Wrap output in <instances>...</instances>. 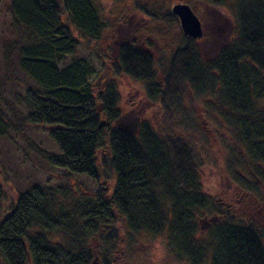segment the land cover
Segmentation results:
<instances>
[{"label":"trees","instance_id":"obj_1","mask_svg":"<svg viewBox=\"0 0 264 264\" xmlns=\"http://www.w3.org/2000/svg\"><path fill=\"white\" fill-rule=\"evenodd\" d=\"M207 2H231L235 11L232 39L213 59H203L196 40L185 35V44L158 72L150 50L120 46L115 72L144 81L147 98L159 100L164 111L159 123L143 120L132 133L114 125L121 116L117 82L96 91L95 65L68 58L80 44L75 31L96 40L108 27L95 1L11 0L16 23L29 33L11 49L34 84L16 99L27 110L28 125L50 130L59 153L46 152L45 158L95 179L100 161L107 174L114 173L115 184L111 191L76 198L68 208L64 190L41 186L7 204L0 182V264H113L116 215L133 234L166 232L167 253L180 262L264 264V227L238 223L203 192L199 132L185 108L189 94L197 100L220 89L231 110L224 117L237 128L247 157L264 168V0ZM169 16L177 18L172 10ZM12 128L0 106V138ZM106 142L109 154L99 156ZM260 177L264 182V172ZM205 212L220 220H213L207 239H199L198 215ZM56 234H63L60 240Z\"/></svg>","mask_w":264,"mask_h":264},{"label":"rangeland","instance_id":"obj_2","mask_svg":"<svg viewBox=\"0 0 264 264\" xmlns=\"http://www.w3.org/2000/svg\"><path fill=\"white\" fill-rule=\"evenodd\" d=\"M94 1L108 27L96 40L75 31L80 44L77 53L68 58L84 57L95 65L97 74L92 77V82L96 91L104 89L113 80L117 82L121 116L114 125L130 132L136 133L143 120L156 125L164 111L159 100L147 98L144 81L115 72L121 45L129 43L150 50L159 72L173 52L186 42L180 20L169 16L178 3L189 4L201 20L204 34L195 39V44L203 59L216 57L232 39L235 11L231 2L224 7H214L207 0ZM10 2L2 0L0 5V106L13 128L7 136L0 138V182L5 188L7 204L34 186H41L64 190L67 197L59 200L70 208L76 198L94 196L101 189L111 191L115 176L112 171L107 174L100 161V176L95 179L52 166L45 158L46 152L59 153V149L47 127L25 122L27 110L16 99L17 94L24 93L34 84L19 70L17 53L11 49L12 45L28 40L29 33L16 23ZM188 96L185 108L197 124L195 129L199 134L195 140L202 149L204 160L203 192L230 211L238 223L253 222L264 227V182L260 177L264 168L247 157L237 128L224 117V113L231 114V110L223 101L220 89L214 95L197 100L191 94ZM190 128L192 134L194 130ZM200 134L207 139H201ZM103 153L109 154L107 142L99 150V156ZM233 154L240 158L241 167L237 166L239 160H235ZM204 215H198L199 239H207L213 220H220L218 216ZM115 231L118 240L112 251L113 264H189L177 261L167 253L166 232L133 234L120 215H116ZM62 235L53 237L60 240ZM92 244L97 245L98 241L92 240Z\"/></svg>","mask_w":264,"mask_h":264},{"label":"water","instance_id":"obj_3","mask_svg":"<svg viewBox=\"0 0 264 264\" xmlns=\"http://www.w3.org/2000/svg\"><path fill=\"white\" fill-rule=\"evenodd\" d=\"M172 12L180 20L182 30L186 36H190L194 39L203 36L204 33L201 20L189 4H175L172 8Z\"/></svg>","mask_w":264,"mask_h":264}]
</instances>
